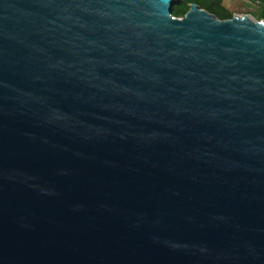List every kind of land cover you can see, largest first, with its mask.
Returning <instances> with one entry per match:
<instances>
[{
  "label": "water",
  "instance_id": "water-1",
  "mask_svg": "<svg viewBox=\"0 0 264 264\" xmlns=\"http://www.w3.org/2000/svg\"><path fill=\"white\" fill-rule=\"evenodd\" d=\"M178 0H0V264H264V20Z\"/></svg>",
  "mask_w": 264,
  "mask_h": 264
},
{
  "label": "rangeland",
  "instance_id": "rangeland-1",
  "mask_svg": "<svg viewBox=\"0 0 264 264\" xmlns=\"http://www.w3.org/2000/svg\"><path fill=\"white\" fill-rule=\"evenodd\" d=\"M180 2L181 0H178L173 6L172 13L175 17L185 15L176 11ZM193 3H197L201 8L219 16V19L248 16L256 21L264 20V0H194L188 4L189 9Z\"/></svg>",
  "mask_w": 264,
  "mask_h": 264
},
{
  "label": "trees",
  "instance_id": "trees-1",
  "mask_svg": "<svg viewBox=\"0 0 264 264\" xmlns=\"http://www.w3.org/2000/svg\"><path fill=\"white\" fill-rule=\"evenodd\" d=\"M194 0H181V2L177 5V12L181 14H185L189 9V3L193 2ZM219 17V16H218Z\"/></svg>",
  "mask_w": 264,
  "mask_h": 264
}]
</instances>
